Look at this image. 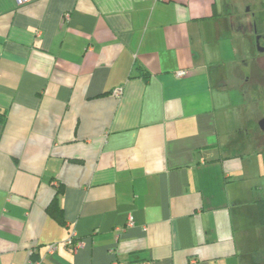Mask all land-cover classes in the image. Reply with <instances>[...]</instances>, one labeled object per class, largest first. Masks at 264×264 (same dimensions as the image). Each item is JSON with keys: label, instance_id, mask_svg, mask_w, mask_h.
I'll list each match as a JSON object with an SVG mask.
<instances>
[{"label": "crops", "instance_id": "obj_1", "mask_svg": "<svg viewBox=\"0 0 264 264\" xmlns=\"http://www.w3.org/2000/svg\"><path fill=\"white\" fill-rule=\"evenodd\" d=\"M253 28L264 0H0V264H264Z\"/></svg>", "mask_w": 264, "mask_h": 264}, {"label": "flooded vegetation", "instance_id": "obj_2", "mask_svg": "<svg viewBox=\"0 0 264 264\" xmlns=\"http://www.w3.org/2000/svg\"><path fill=\"white\" fill-rule=\"evenodd\" d=\"M253 41L254 49L261 53V58L253 57L245 63L246 74L244 81L247 84V89L249 93H255L258 95V99L253 102L252 107H255V110H252L251 123L255 129L260 133L263 140L264 146V130L261 128L260 122L264 120V112L261 110L264 107V31H257L253 28ZM259 57V56H258ZM258 63L260 65H258ZM254 70L257 74H254ZM259 81H256V78ZM252 94V95H253ZM262 112V113H261ZM264 151V150H263Z\"/></svg>", "mask_w": 264, "mask_h": 264}, {"label": "built area", "instance_id": "obj_3", "mask_svg": "<svg viewBox=\"0 0 264 264\" xmlns=\"http://www.w3.org/2000/svg\"><path fill=\"white\" fill-rule=\"evenodd\" d=\"M28 0H17L18 3H22ZM186 70H179L175 72V76H184L186 74ZM133 224V220L131 215H128L127 217V226H130ZM63 246L70 250V251H76L79 247L82 246V242L78 239L77 237V233L76 231H71L70 235L63 241ZM57 248V244L56 243H50L49 245H47V253H53ZM43 260L40 259L34 263H30V264H45L42 263Z\"/></svg>", "mask_w": 264, "mask_h": 264}, {"label": "rangeland", "instance_id": "obj_4", "mask_svg": "<svg viewBox=\"0 0 264 264\" xmlns=\"http://www.w3.org/2000/svg\"><path fill=\"white\" fill-rule=\"evenodd\" d=\"M248 45H249V43L247 42V41H245L244 40V46L245 47H248ZM258 65H260L259 63H258ZM236 71L238 72V71H240V69H236ZM254 74H257L256 72H255V70H254ZM256 78V76L254 77V79ZM258 78V77H257ZM256 78V81H259L258 79ZM239 84H240V86H241V88L244 90V92H245V95H246V100H247V104L249 105V108L250 109H252V110H255L254 108L255 107H252V105H253V102L256 100V99H258V95L257 94H253V93H249L248 91V89H247V84L245 83V82H243L242 80H240L239 81ZM253 94V95H252ZM263 112H264V107H263V109H261ZM262 113V112H261ZM259 131V130H258ZM258 131H255V129H254V132L252 133V136L255 138V140H256V144L257 145H260L261 146V148L262 149H264V146H263V140H262V138H261V136L262 135H260V131L258 132Z\"/></svg>", "mask_w": 264, "mask_h": 264}, {"label": "trees", "instance_id": "obj_5", "mask_svg": "<svg viewBox=\"0 0 264 264\" xmlns=\"http://www.w3.org/2000/svg\"><path fill=\"white\" fill-rule=\"evenodd\" d=\"M261 201L262 202L259 205V214L261 215V217H264V198ZM55 205H56V203H55V200H54L53 202H51L49 204V209L51 211H55Z\"/></svg>", "mask_w": 264, "mask_h": 264}, {"label": "water", "instance_id": "obj_6", "mask_svg": "<svg viewBox=\"0 0 264 264\" xmlns=\"http://www.w3.org/2000/svg\"><path fill=\"white\" fill-rule=\"evenodd\" d=\"M261 128L264 130V120L260 122Z\"/></svg>", "mask_w": 264, "mask_h": 264}]
</instances>
